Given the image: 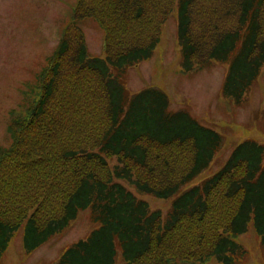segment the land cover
<instances>
[{
	"label": "trees",
	"instance_id": "trees-1",
	"mask_svg": "<svg viewBox=\"0 0 264 264\" xmlns=\"http://www.w3.org/2000/svg\"><path fill=\"white\" fill-rule=\"evenodd\" d=\"M179 8L188 70L228 64L225 98L242 104L264 66V0H79L74 19L95 17L105 56L92 57L74 21L38 74L34 97L14 110L12 145L0 149V259L27 221L31 253L81 210L101 223L55 264H240L236 240L251 223L264 249V143L248 139L224 167L181 193L169 212L152 209L122 180L159 198L214 162L224 139L156 87L131 93L127 70L151 58ZM180 168V174H175Z\"/></svg>",
	"mask_w": 264,
	"mask_h": 264
},
{
	"label": "rangeland",
	"instance_id": "rangeland-1",
	"mask_svg": "<svg viewBox=\"0 0 264 264\" xmlns=\"http://www.w3.org/2000/svg\"><path fill=\"white\" fill-rule=\"evenodd\" d=\"M78 2L0 0V149L12 145L9 131L12 112L28 106L38 85V74L74 21L86 38L91 56H105L107 33L95 17L74 19ZM178 22L179 8L175 5L162 26L153 56L127 70L125 85L131 93L148 87L163 90L170 98L172 110H187L201 124L219 132L224 143L210 167L183 184L169 198L142 192L135 184L122 180L139 199L147 201L152 209L162 210L164 215L181 193L202 184L222 169L240 143L248 139L264 143V66L242 104L225 98L222 88L229 65L212 61L196 70H188L179 41ZM174 173L180 174V168ZM100 226L90 209L81 210L61 233L28 253L25 249L26 221L15 233L0 264H55L68 247L87 238ZM236 240L247 251L240 264H264V249L253 223L248 232ZM116 264H125L120 250ZM199 264L223 263L214 256Z\"/></svg>",
	"mask_w": 264,
	"mask_h": 264
}]
</instances>
